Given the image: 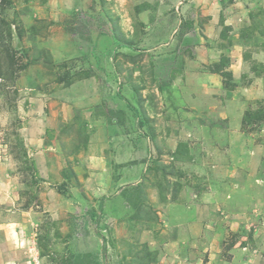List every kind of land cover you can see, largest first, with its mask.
I'll list each match as a JSON object with an SVG mask.
<instances>
[{
  "label": "rangeland",
  "instance_id": "obj_1",
  "mask_svg": "<svg viewBox=\"0 0 264 264\" xmlns=\"http://www.w3.org/2000/svg\"><path fill=\"white\" fill-rule=\"evenodd\" d=\"M184 1L82 0L77 5V0H0V264H264V166L259 161L255 171L253 165L259 157L264 161L262 153L254 149L264 140V100L257 98L261 85L236 82L233 88L229 80L218 88L212 85L211 90L229 96L236 109L241 97L249 101L241 112L243 122L235 128L216 114L204 120L229 130L214 136L215 167L210 166L213 162L205 164L204 155L200 156L201 172L212 168L219 178L202 173L193 183L190 176L185 180L186 188L201 203L214 205L209 226L197 230L199 239L194 243L164 237V231H152L144 227L145 223L139 229H130L132 223L125 217V224L112 218L101 226L102 206L97 207L93 198L77 199V191L70 186L75 181L63 179V173H75L78 167L82 181L97 174L89 165L72 160L71 154L110 123L115 103L108 102L98 110L96 104H90L97 101L95 94L88 103L73 102L69 96L71 104L64 106L45 94L52 98L70 95L71 85L87 73L90 78L105 80L109 99H118L134 121L141 116L140 121L147 123L145 115L151 113L162 129L159 120L166 121L167 117L158 103L177 69L184 72L190 65L225 67L229 59H242L248 49L251 54L264 50L260 46L264 45V0ZM190 12H195L193 18L187 16ZM224 15L233 17L234 27L240 31L229 40L231 47L225 44L229 36L226 31H231L226 23L231 20L224 22ZM195 17L198 20L194 25ZM69 27H77L80 32L68 33ZM221 30L222 41L217 39ZM102 32L114 38V46L98 42L97 34ZM195 32L200 35L199 42ZM256 37L255 46H251L250 41ZM213 41L221 49L217 64H212L210 53ZM259 53L258 57L264 59V53ZM203 99L205 106L213 107L214 102L209 101L212 97ZM87 108L91 110L86 112ZM225 108L219 113L227 111ZM188 122L185 127L191 129L192 136L195 128ZM132 130L127 132L135 135L126 137L138 143L141 129ZM250 134L257 137L243 148L242 138L247 141ZM83 152L87 153V147ZM160 153L156 150L153 157L159 160ZM165 158L163 155L159 178L174 181L173 172L179 175L181 166L163 164ZM225 164L233 169L226 170L233 181L222 173ZM218 181L223 188L213 191L214 202L207 203L206 191ZM103 184L105 189L107 184ZM84 186L80 190H93L91 185ZM50 192L55 197L51 198ZM94 211L98 213L95 218L91 216ZM97 218L102 227L99 232L94 221ZM74 222L81 225L76 236L68 232ZM88 227L94 235L100 234L103 246L98 252L93 251L92 244L91 254L85 255L80 245L89 242Z\"/></svg>",
  "mask_w": 264,
  "mask_h": 264
},
{
  "label": "crops",
  "instance_id": "obj_2",
  "mask_svg": "<svg viewBox=\"0 0 264 264\" xmlns=\"http://www.w3.org/2000/svg\"><path fill=\"white\" fill-rule=\"evenodd\" d=\"M188 1L189 0H185L184 2L186 3ZM81 3H83L82 0H77V5H81ZM227 5L231 4L229 3ZM195 7L194 9H196ZM230 7L231 6H229V8ZM220 10H222V8ZM194 15L195 12H190L187 16L189 18H193ZM229 16L230 15H224V22H226L228 18L233 22L230 23L231 21H227L226 23V29L230 28L231 31H226V34L229 36L227 37L225 44L226 46L231 47L229 40L232 38V35L240 31L234 27L235 22L233 17ZM257 17V21L260 20V17ZM197 20L198 18L195 17L194 25ZM218 20L219 16L216 17L215 22H218ZM223 30L220 31L217 39L221 40L220 36L224 32ZM97 35L99 39L98 42H104L110 46L115 45L114 38L111 35L105 34L104 32ZM194 36L196 39L200 38V35L196 32ZM261 37L263 39V35H261ZM255 39L256 40L254 41H250L251 46H255L258 38L256 37ZM216 45L217 43L213 41V47L210 51L213 56L212 64L219 63L221 59L220 54L218 53L221 49L218 47L216 48ZM232 46L234 47V45ZM260 46L264 48V45ZM99 48L104 49L106 47L100 46ZM254 52L257 54L254 55ZM254 52L251 54L248 49L243 52L242 59L241 57L240 59L238 57H236L237 59L234 58V60L238 62L237 65L236 62L233 59H229L230 56H228V64L225 67L220 65H205V68L203 65H190L184 72H180L183 70L182 68L177 69L178 72L174 74L173 79L170 81V87L164 89V94L161 95V99L158 103V108L163 111L167 117L166 121H160L158 119L162 129L158 128V122H154L155 117H153L152 115L154 114L151 113H146L145 115L148 118L147 123L145 121H140L142 119L141 116L138 122L134 121V118L131 116L132 113L125 109L118 99H109L106 91H104L105 89L103 85L105 80L100 81L93 79V77L80 79L75 85H71L72 89L69 90L70 95H67L66 97L63 96V98H61V95L58 94L55 98H52L50 94H45V96L49 97L50 100L53 99L56 101L57 99V103L64 106L71 104L69 96L73 99V102L79 103L87 100L88 103L89 99H92L95 94L94 99L97 101L90 103L94 106L95 104L99 107L101 105L102 109L108 102L112 103V101H114L115 103V107L112 108L114 116L110 120V123L101 128L102 130L99 135L97 133H94L95 135L91 134L87 138V145L82 148L80 147V150H75L71 154L73 155L72 160H79L78 163L80 165H89L91 168L95 169L97 174L86 176L87 178L82 181L79 177V167L75 168V173H73L72 170L68 173H63V179L70 177L73 181H75V184L70 186L71 189L77 191L74 193L77 199H83L84 201L85 198H93V200L96 199L97 201V207L102 206L104 214H101L100 216H104L102 219L103 222H101V224L98 222L100 218L94 220L97 224V232L100 231L98 228H102L101 226L105 225V221L106 223H109L112 218H116L115 220H117V222L120 220L121 224H125L126 220L122 219V217H125L130 220V223H132L130 229H132L133 226L134 228L137 227L139 229L141 226L143 227V223H145V228H149L152 231L162 230L164 231V237L169 236L183 239V244H185V242H187L186 244H191L199 239L197 230L202 228V226L206 228L209 226V219H211L209 215L212 214V207H214V205L201 203L192 194V192L186 188L185 180L188 176H190L191 183H193L199 179L202 173L206 176L210 174L211 176L218 177V175L211 168L216 166L213 159L217 160L216 151L213 148L212 143L216 144L217 142L214 137L215 134L223 130L225 131L224 133L227 134V131L229 130L228 128L220 129L218 126L212 125L211 123L207 124L204 120L207 121L208 118H211L214 114H216L219 119L227 120L231 123L230 126L235 128V126H238V124L241 123V120L244 117L241 112L245 110L244 105L246 106V103H248L247 101H249L247 97H241V101L239 103L240 106L238 104V108L236 109L237 105L235 106L232 101L228 100L229 96L217 95L213 90H211L213 88L212 85L215 83L217 84L216 88H218V85L221 84V86H223L226 80H229V84L231 83L233 88L237 86L234 85L236 82H243L248 86H250L249 84L251 83L253 85H261L263 89L257 91V98L260 101H263L264 59H260L258 57V50ZM263 53L264 50L260 51L259 54ZM244 60L246 65L243 64ZM239 65L240 67H238ZM184 66L185 65H182L183 68ZM225 75L228 76L225 77ZM233 88H229L230 90L228 91L233 93ZM224 90L225 92L227 91L225 88ZM62 91H60V93H62ZM204 96L212 97L213 100L209 101L214 102L213 107H209L208 105L205 106L207 102L203 99ZM222 97L224 98V101L221 99ZM63 100L66 101L67 104H61V101ZM29 101L32 103L30 99ZM216 108L218 110H216ZM224 108L225 110L227 109V111L223 110L219 113V109L221 110ZM90 110L91 108H87L86 112ZM98 110L100 109L98 108ZM95 112L96 110H94V113ZM167 112H169V115ZM98 113L100 112H97L96 115ZM186 122L190 124L189 127L193 125L195 128L192 136L190 135L191 129L186 130ZM129 128L131 130L137 129L138 131L141 129V138L138 139V143H134L126 137V135H135L134 132L132 134L127 132ZM252 137L256 138L257 135L250 134L249 137H246L247 141L241 137L243 148H246L248 144H251ZM262 139H264V135H262ZM208 140L211 142V146H209ZM260 144L257 143V146L254 149L255 151L257 150L261 152L262 154L260 156L264 157V140H261ZM86 147L87 153L85 152V156L83 151ZM81 149L83 150L81 151ZM100 149L102 150L101 152H99ZM156 150H160L161 152L159 160L153 157ZM163 155L166 156V160L163 161V164H169L171 166V164L174 163L176 167L181 166L179 175L177 174L178 171L173 172L174 175L172 176L174 177V181L171 180L166 182L164 179L160 180L159 178L161 174L159 172L164 166H161ZM203 155L205 164L207 162L213 163L210 165L211 167H208L211 169L201 172L200 167L203 164V161H200V156ZM84 156L85 159H82ZM259 161H261L262 166H264L262 158L259 157L258 159L253 160L255 171H258L257 165ZM157 164L158 167H154ZM224 167L226 169H223L222 173H226V175L224 174V177L226 176L227 178V173L229 172L226 170L229 171V169H231L232 172L233 169L229 168L226 164ZM228 180L233 181L234 178L230 176L228 177ZM239 180L240 178L238 177L237 181ZM219 181L223 182L220 179ZM219 181L215 184L211 183L212 188L209 186L211 189L210 194V189L206 191L207 195L205 198L207 199V203L214 202L211 201L214 197H216L215 193H212L213 191L216 192L223 188L219 186ZM102 182L107 184L105 189H103L104 184ZM198 182L201 186L202 182ZM84 183L91 185L93 190H80L81 188H85ZM206 186H208V184H206ZM89 194H91L92 197ZM50 196L51 198L55 197V193L50 192ZM234 197L235 194H232V198ZM233 202L237 204V201ZM95 208L96 207L94 205V209ZM94 212L95 213H92L91 215L93 218L97 217L96 214H98L97 211ZM73 219H77L75 215L73 216ZM215 219L216 216L213 218L214 223ZM163 222L166 223V229L163 228ZM98 223L101 226H99ZM80 228L81 225L74 222V225H72V228L68 232L70 233L73 231L74 236H76L77 231ZM91 231L89 228L87 232L89 242L83 241L80 245L82 250H86L85 255L91 254L92 244L94 247L93 251L97 250L98 252L103 246V242L99 237L100 234L98 233L94 235ZM111 235L114 236L113 233H111ZM74 238L77 239L79 237ZM78 241L80 242V240ZM104 243H106L105 240ZM79 256L83 255L79 254Z\"/></svg>",
  "mask_w": 264,
  "mask_h": 264
},
{
  "label": "trees",
  "instance_id": "obj_3",
  "mask_svg": "<svg viewBox=\"0 0 264 264\" xmlns=\"http://www.w3.org/2000/svg\"><path fill=\"white\" fill-rule=\"evenodd\" d=\"M66 32L69 33V32H80V31L78 30L77 27H75V28L74 27H72V28L69 27V28L66 29ZM226 76H228V75H225V77ZM84 78H90V75L87 74V73L86 74H83V78L82 79H84ZM38 88L39 87H37V90H40V88L39 89ZM97 107H99V106H97ZM99 109H101V105H100Z\"/></svg>",
  "mask_w": 264,
  "mask_h": 264
}]
</instances>
